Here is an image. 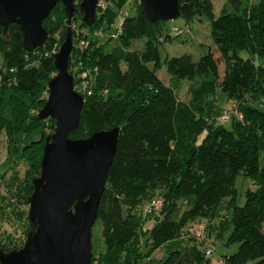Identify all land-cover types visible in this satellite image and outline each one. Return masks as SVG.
<instances>
[{
  "label": "trees",
  "instance_id": "obj_1",
  "mask_svg": "<svg viewBox=\"0 0 264 264\" xmlns=\"http://www.w3.org/2000/svg\"><path fill=\"white\" fill-rule=\"evenodd\" d=\"M80 1L73 18L89 26ZM179 1V17L187 22L209 18L213 41L224 59L223 76L211 49L197 59L182 53L163 61L159 44L162 35L170 37L164 28L167 20L152 22L140 0L98 5L96 21L89 26L94 31L111 28L117 15L128 9L116 38L109 35L101 42L98 34L94 38L72 26L69 70L85 101L70 135L88 137L121 127L96 220L104 250L93 249V264H220L212 261V251L207 253L202 239L216 230L213 219L223 215L217 226L232 224L229 240L240 241L236 252L224 255V264H264V0H226L218 15L213 0ZM44 25L49 36L34 50L24 47L18 23L7 30L0 25V130L7 134L8 153L27 161L33 173L15 188L16 174L9 193L0 191V206L27 205L33 178L41 172L46 136L56 124L54 117L41 118L39 110L46 102L43 91L57 72L55 53L68 31L62 1ZM77 37L87 41L75 45ZM141 37L146 38L144 46L134 47ZM241 50L249 56H242ZM164 65L170 83L158 74ZM185 79L191 80L187 100L178 94ZM219 89L235 100L236 112L224 107ZM224 111L230 118L221 121ZM47 123L52 124L49 130ZM39 127L40 137L27 141ZM240 173L254 183L245 189L244 203H239L236 187ZM155 197L163 199V206L145 214L144 206ZM184 204L188 206L183 209ZM26 211L18 210L20 216ZM205 219L209 223L204 237L198 236L194 231ZM149 221H154L150 229ZM14 242L12 234L0 232V248L20 247ZM161 247L164 255L156 258Z\"/></svg>",
  "mask_w": 264,
  "mask_h": 264
},
{
  "label": "water",
  "instance_id": "obj_2",
  "mask_svg": "<svg viewBox=\"0 0 264 264\" xmlns=\"http://www.w3.org/2000/svg\"><path fill=\"white\" fill-rule=\"evenodd\" d=\"M62 1L68 14V31L55 53L57 72L48 82L49 95L39 110L41 118L54 117L43 147L42 168L33 178L27 196L31 227L25 244L0 248V264H93V226L116 153L120 126L95 131L88 137H72L79 124L84 94L75 87L69 70L74 46L72 21L76 0H0V25L18 23L23 44L34 50L46 43L44 19ZM99 0H81L83 21H96ZM152 22L180 16L179 0H140Z\"/></svg>",
  "mask_w": 264,
  "mask_h": 264
},
{
  "label": "rangeland",
  "instance_id": "obj_3",
  "mask_svg": "<svg viewBox=\"0 0 264 264\" xmlns=\"http://www.w3.org/2000/svg\"><path fill=\"white\" fill-rule=\"evenodd\" d=\"M215 7V13L218 15L221 12V9L225 3L226 0H213ZM80 19V18H79ZM120 20V15H117L116 22L111 28H108L107 30H103V34L100 33V31L95 29V31L92 29V27L81 25L80 22H77L76 19L73 18L72 26L77 25L78 29H82L83 31L87 32L89 36L91 37H97L96 34L99 35L97 37L101 42H104L109 39V35L112 31L116 29V24ZM166 31L170 33V37L168 40L165 39V36L162 35V41L159 44L160 47V54L163 61H165L166 57L168 55H178L182 53H191L195 59L199 58L202 54L208 52L210 49L214 50V53L219 60V68L220 73L223 76L224 74V59L223 56L217 47V44L213 41L212 35H211V25L210 20L207 16H202L200 18H197L191 22H187L183 17H177L173 20H167L165 27ZM97 31V32H96ZM180 31V32H179ZM77 42H75V45L79 46V42L83 43V41H87L86 38L83 37H77ZM145 37L138 38L135 43L134 47L136 48H142L144 46ZM115 42V40H113ZM241 55L244 57L249 56V52L247 50H241ZM3 65V55L0 53V70L2 69ZM158 74L162 79L170 83V73L166 69V65L161 67V69L158 71ZM83 75V73H82ZM190 83L191 80L185 79L180 88L178 89V94L182 99H189L191 96L190 92ZM43 95L46 98L49 95V88L47 86V89L43 91ZM218 95L222 98V102L224 104V107H227V109L232 113L236 112V103L235 100L232 98L226 97L222 91H218ZM46 103V102H45ZM223 115V113H222ZM220 120H223V117H220ZM224 121V120H223ZM225 123L228 125L230 124L229 121H225ZM52 126L51 123H47L46 128L49 130V127ZM56 127H53L51 131H54ZM40 127L35 130V133H33L32 136H30L27 141H31L32 138L38 139L41 135ZM7 134L5 131L0 130V191L2 193H9V185L13 182V178H15L17 174V183L14 185L16 188L18 185L23 184L24 180L28 179L29 176L33 173L29 170L28 162L25 160H22L20 156H16L15 153H8L7 149ZM17 157V158H16ZM15 158L18 159L16 161V164L13 168H10L12 164L15 163ZM264 162V161H263ZM4 173H6V176L3 177ZM16 179V178H15ZM236 187L239 190V203H244L245 201V194L244 191L248 187H254L253 180L250 176L240 173L238 174L236 178ZM5 203V202H4ZM188 205L184 204L183 209L186 208ZM21 207H26L27 211L26 213H23L22 216H20L18 210ZM145 207V206H144ZM2 208H5V212H2ZM28 212H29V203L21 204V206H18L16 208H13V206H6V203L0 206V232L2 235H8L9 233L13 235L14 239L18 244H20V247L23 246L27 240L28 234L25 232V229L28 227ZM224 215L220 216L218 218L213 219L212 223L213 226L216 227V230H212L211 234H207L204 239V243L202 244V247L205 249L211 248L213 249L211 254L209 256L212 258L213 262H220V264H224L223 258L226 254H232L236 252L239 248L240 241L234 240L230 241L229 236L231 234L232 230V224H225L224 228L217 226L216 223L220 224L223 222ZM152 220V219H151ZM201 224L207 225L209 223V220L200 221ZM154 221H149L146 225L147 228H151ZM198 228V226H197ZM196 228V229H197ZM29 231V230H28ZM195 232V231H194ZM92 244L93 249H95V252L98 253L102 250H104V242L101 235V226L100 224L96 223L93 226V238H92ZM164 247H161L157 249L154 253V256L156 258H160L164 255Z\"/></svg>",
  "mask_w": 264,
  "mask_h": 264
},
{
  "label": "built area",
  "instance_id": "obj_4",
  "mask_svg": "<svg viewBox=\"0 0 264 264\" xmlns=\"http://www.w3.org/2000/svg\"><path fill=\"white\" fill-rule=\"evenodd\" d=\"M107 0H99L98 5L105 6ZM128 14V9H124L123 12L120 15V20L118 22V27L110 33L111 37H118L119 33L122 31V23H123V17L124 15ZM100 31V33L103 34V30L97 29V31ZM96 31V32H97ZM88 75L87 71H83V76L86 77ZM87 84V83H85ZM223 120H228L230 118V113L228 111L223 112ZM163 206V199L161 197H155L151 199L146 205L144 209V213L148 214L150 212H153L154 210H158ZM205 232V225L199 224L198 228L196 229L195 233L198 236L204 235ZM212 250L209 248L207 250V253H210Z\"/></svg>",
  "mask_w": 264,
  "mask_h": 264
}]
</instances>
